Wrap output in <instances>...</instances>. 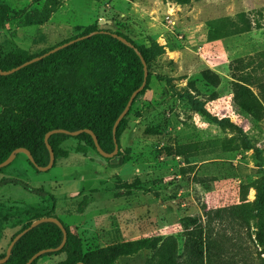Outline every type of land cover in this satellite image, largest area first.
<instances>
[{
	"label": "rangeland",
	"instance_id": "1",
	"mask_svg": "<svg viewBox=\"0 0 264 264\" xmlns=\"http://www.w3.org/2000/svg\"><path fill=\"white\" fill-rule=\"evenodd\" d=\"M0 3L14 13L1 29L3 51L18 47L34 54L81 33L108 29L145 52L148 73L118 136L124 164L112 167L116 157L109 162L92 150L73 153L76 141L67 138L60 143L65 158H57L44 172L29 167L32 173L22 178L32 187L42 184L33 181V173L55 180L54 188H46L56 191L57 201L36 197L16 183L3 184L1 214L27 205L52 206L54 215L78 237L81 253L125 244L124 254L112 264H192L179 218L200 214L203 207L225 208L222 218L210 224L202 264H264L261 246L247 237V230L254 231L260 223L264 241V206L257 211L254 204L257 188L264 200V0ZM30 9L40 10L44 20L20 22V10ZM238 58L244 65L234 62ZM66 65L57 67L54 82L70 81ZM80 65L90 64L72 66ZM111 65L121 64L117 60ZM205 69L218 76L217 85L204 79ZM235 78L258 102L255 112L234 103ZM187 93L202 101L211 117L225 118L229 124L217 125L192 110ZM11 167L1 168L0 178L8 177ZM96 173L99 178L89 181ZM15 229H1L0 253ZM72 251L68 244L43 264L80 261Z\"/></svg>",
	"mask_w": 264,
	"mask_h": 264
},
{
	"label": "trees",
	"instance_id": "2",
	"mask_svg": "<svg viewBox=\"0 0 264 264\" xmlns=\"http://www.w3.org/2000/svg\"><path fill=\"white\" fill-rule=\"evenodd\" d=\"M177 1L186 3L188 0ZM20 13L22 15L18 20H21L20 22L23 24L41 23L44 20V15L38 9L20 10ZM13 15L14 13L7 4L0 3V33L4 23L9 22ZM92 32L94 33L89 37L73 42L38 61L25 65L10 74L0 75V106L2 108L0 111V162L14 148L22 147L28 150L36 165H45L48 154L43 143V135L46 131L55 128L68 131L88 128L95 135L102 150L105 152L112 150V123L125 105L131 91L140 84L142 66L133 49L113 38L111 34L115 33L129 41L139 51L145 65H147V56L140 47L121 33L108 29H94ZM86 33L88 32L80 35ZM74 37L76 36L69 39ZM46 50L34 54H28L18 47L14 50L3 51L0 43V69L6 70L14 67ZM117 60L121 65H111ZM234 62L239 65L245 63L243 59L239 58ZM61 63L69 64L66 65V70L71 72L70 81L54 82L55 71ZM78 63L90 65H80L82 67L78 69L72 66ZM202 75L212 85H217L219 82L218 76L207 69L202 71ZM147 76L148 73L145 84ZM239 81L241 80L236 78L231 81L234 103L246 112H255L259 108L258 102L249 88ZM145 84L134 96L131 104L137 96L142 94ZM185 98L190 108L201 116L209 117L217 125L229 124L225 118L211 117L202 101L193 98L189 93ZM128 111L129 108L117 123L114 131L117 145L118 136L126 126ZM67 138H73L76 141L71 150L73 153L85 154L88 150H92L100 156L95 151L92 139L87 133L82 132L75 136L53 133L47 138L54 156L52 166L57 158L66 157L67 152L60 148V143ZM18 154L22 155V153H16V155ZM114 157L117 160L112 167L120 166L126 162V158L119 150L110 158H102L108 161ZM25 161L35 173L40 172L28 162L26 157ZM14 183L40 198L47 196L49 200L53 201V197L40 187H32L14 177L0 178V185ZM254 204L257 211H261L264 206L260 188L255 191ZM225 210V208L206 209L203 207L200 214L185 215L179 218L183 227L184 244L189 250L192 264H202V245L204 244L205 250H207L210 224L213 220L221 219ZM43 216H55L53 207L37 208L27 205L17 212H8L6 215L0 213V231L4 226L16 228L9 236L5 248L17 232L25 228L32 220ZM63 226L66 231L63 247L55 252L41 254L29 264H35L40 259L50 260L53 256L61 253L68 244L73 247L72 254L81 256L80 261L85 264H112L118 256L125 252V244H115L81 253L78 237L64 224ZM251 236H253L254 242L261 246L258 253L264 254L263 227L260 223L254 231L247 230V237L251 238ZM60 239L61 231L55 224L40 223L14 242L10 254L3 264H24L34 252L54 247ZM4 252L5 249L0 253V258L3 257Z\"/></svg>",
	"mask_w": 264,
	"mask_h": 264
},
{
	"label": "water",
	"instance_id": "3",
	"mask_svg": "<svg viewBox=\"0 0 264 264\" xmlns=\"http://www.w3.org/2000/svg\"><path fill=\"white\" fill-rule=\"evenodd\" d=\"M93 33L94 32H89V33H86V34H83V35L76 36V37H74L72 39H69L67 41H64V42H62L60 44L54 45V46L50 47L49 49H47L46 51H44L43 53H41L39 55H36V56H33V57L23 61L22 63L14 66V67H11V68L6 69V70H1L0 69V75L10 74V73L18 70L19 68H21V67H23L25 65H28V64H30L32 62L38 61L39 59L43 58L44 56H47L48 54H51V53H53V52L65 47V46H67V45H69V44H71L73 42H76L78 40L87 38ZM111 36L113 38L117 39L122 44L132 48L133 51L135 52V54L137 55V57H138V59H139V61L141 63V66H142V80H141L140 84L134 90L131 91V93L129 94V96H128L126 102H125V105L123 106V108L118 113V115L116 116V118L114 119V121L112 123V126H111V135H112V142H113L112 150L110 152H105L104 150H102L100 148V146L98 145V143H97L95 135L88 128H81V129H76V130H72V131H68V130L61 129V128H55V129H50V130L46 131L44 133V135H43V143L45 145V148H46L47 154H48V159H47V162H46L45 165H42V166L36 165L34 163V161H33L32 156L28 152V150H26V149H24L22 147H18V148H14L8 154V156L4 160H2L0 162V168L5 167L6 165H8L13 160V158L16 155V153L22 152V153L25 154L28 162L33 167H35V169L37 171L44 172V171L48 170L49 168L52 167V164H53V161H54V156H53L52 149H51L50 145L47 142V138H48V136L50 134H53V133H63V134H67L69 136H75V135H78L79 133H82V132L83 133H87L88 135H90V137L92 139L95 151L100 156L106 157V158H110V157H112V156H114L116 154V152L118 150V145H117V143L115 141V138H114V131H115L116 125L119 122V120L127 112L129 106L131 105V102H132V99L134 98V96L143 88V86L145 84V78H146V75H147V70H146V65H145L144 59L142 58L141 54L139 53V51L129 41H127L124 37H122L120 35H117L115 33H112ZM43 222H51V223L55 224L59 228V230L61 231V239H60L59 243L56 246H54V247L43 248V249H39L36 252H34L32 255H30L28 257V259L24 262V264H29L35 257H37V256H39L41 254H44V253H47V252H55V251H58L59 249H61L63 247L64 243H65V238H66L65 237L66 231L64 229L63 224L61 223V221L56 216H43V217H39L37 219L32 220L25 228H23L22 230L17 232L11 238V240L9 241V243L7 244V246L5 248V252H4L3 257L0 258V264H3L7 260L9 254H10L11 247L14 244V242L16 240H18V238H20L29 229H31V228L35 227L36 225H38L40 223H43ZM73 264H85V263H83L81 261H77V262H74Z\"/></svg>",
	"mask_w": 264,
	"mask_h": 264
},
{
	"label": "crops",
	"instance_id": "4",
	"mask_svg": "<svg viewBox=\"0 0 264 264\" xmlns=\"http://www.w3.org/2000/svg\"><path fill=\"white\" fill-rule=\"evenodd\" d=\"M19 153H21V152H19ZM25 157H26L25 155L18 154V155H16L13 158V160L9 163L10 165L8 164V168H9V166L10 167L12 166L10 169H8V177H14V178H17V179L21 178L20 180L23 181L22 178H26L28 175H30L32 173L31 170L29 169L28 164L25 161ZM14 160H16V162H14ZM110 160H112V159H110ZM99 176L100 175L98 173H96L95 175L94 174H90L88 176V180L92 182L94 180H97V178H99ZM83 177H86V176H83ZM32 178L34 179L33 180L34 182L37 183V181H41V183H42L41 185L40 184L39 185L36 184V187H40L44 191L49 192L52 197H53V195H55V198L53 197V199L57 201L58 195L56 194V191L51 190L52 188L51 189L46 188V187H48L49 184H50V187L53 186V188H54L53 184H55V180L51 179V181H50V180H44L43 179L44 180L43 181L42 179H39V177H37L34 173H33V177ZM88 180H86V181H88ZM23 182L26 183L25 180ZM59 185H60V183L55 187V189L57 187H59ZM36 197H38V196H36ZM36 200H38V199L36 198ZM53 213L56 214L55 211ZM44 262H49V260L48 259H40L35 264H43Z\"/></svg>",
	"mask_w": 264,
	"mask_h": 264
}]
</instances>
